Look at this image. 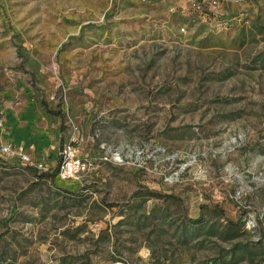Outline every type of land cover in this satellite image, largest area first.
<instances>
[{
  "label": "rangeland",
  "instance_id": "rangeland-1",
  "mask_svg": "<svg viewBox=\"0 0 264 264\" xmlns=\"http://www.w3.org/2000/svg\"><path fill=\"white\" fill-rule=\"evenodd\" d=\"M1 97L0 264H264V0H0Z\"/></svg>",
  "mask_w": 264,
  "mask_h": 264
},
{
  "label": "built area",
  "instance_id": "built-area-1",
  "mask_svg": "<svg viewBox=\"0 0 264 264\" xmlns=\"http://www.w3.org/2000/svg\"><path fill=\"white\" fill-rule=\"evenodd\" d=\"M213 5L218 4V0H210ZM0 155L17 159L21 162H29L30 157L24 150L21 143L10 144L8 142H0ZM83 167V163L75 155V148L71 143H66L61 148V157L57 165L56 174L60 178L71 179Z\"/></svg>",
  "mask_w": 264,
  "mask_h": 264
},
{
  "label": "crops",
  "instance_id": "crops-1",
  "mask_svg": "<svg viewBox=\"0 0 264 264\" xmlns=\"http://www.w3.org/2000/svg\"><path fill=\"white\" fill-rule=\"evenodd\" d=\"M9 103L10 102L7 98H0V142L10 143V141H14L16 143H21L24 147V150L28 153V149L26 148L25 144L22 143L24 134L22 135L19 133L21 136L16 135V137L14 135V132L18 133L19 131L16 130L18 129L16 121H12L14 117L11 114V106Z\"/></svg>",
  "mask_w": 264,
  "mask_h": 264
},
{
  "label": "trees",
  "instance_id": "trees-1",
  "mask_svg": "<svg viewBox=\"0 0 264 264\" xmlns=\"http://www.w3.org/2000/svg\"><path fill=\"white\" fill-rule=\"evenodd\" d=\"M29 168L32 169L33 173H35L37 176H43L46 175L49 177L50 180H53V177L56 173L57 170V165L54 166V168L51 171L48 170H42L40 172L36 171V167L35 166H30ZM146 193L150 194V195H154V196H158L154 191H146ZM197 220L200 219V216L196 218Z\"/></svg>",
  "mask_w": 264,
  "mask_h": 264
}]
</instances>
